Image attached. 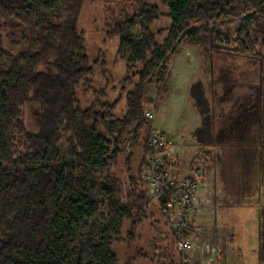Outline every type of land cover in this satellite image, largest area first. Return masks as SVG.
Returning <instances> with one entry per match:
<instances>
[{
    "label": "trees",
    "instance_id": "trees-1",
    "mask_svg": "<svg viewBox=\"0 0 264 264\" xmlns=\"http://www.w3.org/2000/svg\"><path fill=\"white\" fill-rule=\"evenodd\" d=\"M106 3L0 0V264H121L114 246L134 238L152 201L136 183L124 191L123 179L109 171L125 138L137 146L143 127L153 126L146 110L159 108L170 64L183 47L209 58L212 96L202 81L191 89L201 122L192 143H175L182 150H176L172 166H181L176 172L184 173L183 181L193 182L195 169L215 177L220 149L201 152L212 163L196 162L194 147L217 137L221 85L230 109L223 119L244 120L228 143L218 144L223 150L248 145L240 160L255 161L264 195V0H114L107 8ZM86 6L94 10L91 17ZM153 80L154 101L148 96ZM250 95L256 109L248 127L244 109ZM28 101L38 105L35 132L23 119ZM151 134L139 171L143 181L151 167ZM185 152L190 155L182 157ZM160 199L166 209L169 194ZM257 219L258 264H264V207ZM196 224L192 217L188 232L173 227L175 243L192 236ZM178 256L176 263L168 257L163 263L187 264L185 253Z\"/></svg>",
    "mask_w": 264,
    "mask_h": 264
},
{
    "label": "rangeland",
    "instance_id": "rangeland-1",
    "mask_svg": "<svg viewBox=\"0 0 264 264\" xmlns=\"http://www.w3.org/2000/svg\"><path fill=\"white\" fill-rule=\"evenodd\" d=\"M89 1L88 3H91ZM104 4L106 0H103ZM114 0H108L105 7H112ZM100 5H103L102 3ZM87 16L91 17V13L94 10L91 7L86 6ZM114 11V9H112ZM115 14V11L113 12ZM99 25L94 26L96 32L99 31ZM157 23L153 26V31L156 33L158 30ZM96 38L92 36V40ZM12 51L17 52L19 49H13L7 45ZM178 56L175 57L174 62L170 64L169 74L167 77L166 93L163 101L160 103L159 108L156 109L153 105L148 107L146 114L151 119L153 126L143 127L139 135V141L137 146L131 145L133 142H128L130 137H126L125 148L120 153L116 162L111 166L110 173L117 176L120 180L123 179V190H133L132 185L138 186L141 190H146L148 199H151V204L147 212V218L134 230V238L128 240L129 242H119L114 246V252L118 255L121 264H164L165 257H168L169 263L178 262V254L182 251L177 245L176 238L173 234V227L175 217L172 209L168 207L163 209L161 206L160 198L161 188L163 185L168 184L171 179V172L175 175V179L183 178L184 173L178 174L174 168L178 169L181 166L171 167V154L168 158V165L157 162V170L163 171L161 175L158 173L159 182L154 185L155 178L151 175L144 177V180H140L139 171L142 168L144 159V147L145 142L148 139L149 132L157 133L160 137L162 144L161 148H164V152L169 150L171 152V137L174 134L187 135L189 142L194 140L192 134L197 129V126L193 125L194 120H198L197 124H200V118L196 112L193 101L190 97L191 89L202 81L207 87V91L212 96L210 88V65L209 58L200 55L199 50L191 47H183ZM238 61V59H237ZM242 61V60H241ZM227 62H232L228 59ZM238 68V67H236ZM249 68V67H248ZM238 70V69H237ZM247 70V66L243 71ZM241 74V73H240ZM237 74L236 78L242 76V80L247 77L242 74ZM211 75V76H210ZM256 76L257 73L255 72ZM240 92L245 94V87H240ZM226 87L217 85L218 91L216 103V117L219 120L217 125V138L210 141V145L196 146L194 149L199 150V155L196 162L208 161L212 163V160L206 159V155L201 154L202 151H209L214 148L220 149V160L214 164L216 170L215 178L212 181L205 177L201 178L202 187L197 185L193 198L194 202L199 204L201 208V202L206 197V201L202 205V212L198 211L190 216L197 218V224L195 231L190 239V247L184 250L186 255L187 264H258V250H259V220L257 215L259 209L264 207V195L261 194V181L256 182V186L253 187L254 179L252 177L257 176L258 167L254 165V162L249 164H243L240 160V156L243 152H249V147L246 144H237L236 148L231 150L230 148H224L218 144L220 142H229V135L235 133L236 129L243 126L240 122L244 120L238 119L235 124L227 123V118L224 116L230 115V109L228 110L227 103L224 104L223 98L226 95ZM216 91V92H217ZM245 92V93H244ZM158 89L156 86V80L149 85L148 96L151 100L157 98ZM251 96L246 103H249L246 109H244V116L247 117L250 122L248 127H251V120H254V114L256 105L251 101ZM256 99V98H255ZM219 100V101H218ZM252 104V105H251ZM255 108V109H254ZM254 109V110H253ZM38 111V105L32 101L26 102L22 107L23 119L27 129L31 132L36 131L35 114ZM122 109H120V112ZM119 112V113H120ZM241 113L238 109L237 113ZM124 111L122 112V114ZM241 115V114H240ZM253 117V118H252ZM148 118V119H149ZM231 120V119H230ZM186 124V125H185ZM185 125L186 129L181 128ZM255 126V127H254ZM253 132H257L256 125L252 126ZM151 134V135H152ZM191 137V138H190ZM185 138V139H186ZM183 142V140H182ZM186 140L183 142L185 143ZM175 144V142L173 141ZM219 146H216V145ZM191 148V147H190ZM232 153L228 154V150ZM191 150H193L191 148ZM174 151V150H173ZM253 152V151H252ZM196 152L192 153L195 155ZM228 154L225 156V154ZM190 154L185 152L184 156ZM254 158V156H251ZM161 158V157H159ZM253 160V159H252ZM179 162L182 159L179 158ZM215 162V161H214ZM164 163V162H163ZM198 165L200 163H197ZM256 164V163H255ZM182 165V164H181ZM188 166V165H187ZM247 172L252 177L245 176V179L249 178L252 182V186L246 182L243 178L242 171ZM151 170V169H150ZM176 172V173H175ZM194 173H197L195 169ZM148 174V171L144 173ZM136 183V184H135ZM208 194V195H207ZM259 206V207H257ZM163 210V211H162ZM131 229V228H130ZM128 230V227H127ZM128 239V238H127ZM179 244V242H178ZM165 248L168 251L165 253ZM165 253V257H159Z\"/></svg>",
    "mask_w": 264,
    "mask_h": 264
},
{
    "label": "built area",
    "instance_id": "built-area-1",
    "mask_svg": "<svg viewBox=\"0 0 264 264\" xmlns=\"http://www.w3.org/2000/svg\"><path fill=\"white\" fill-rule=\"evenodd\" d=\"M157 133H153L150 138V148H151V167L148 171V174L146 177L153 176L155 178L154 185H156L159 182L158 174L157 172L160 170H157L156 164L157 162H161L162 164H166V160H168L169 155L171 154V166L173 165L175 159H176V150L179 148V150H182L180 147H176V144H174L171 141V152L167 150V152H164V148L162 147V144L160 142V137L155 135ZM174 150V151H173ZM161 157V158H159ZM174 175L171 172V179L168 182V184H165L162 186L160 192L161 195L158 196V198H161L164 196V194L167 192L169 194V201L167 203V207L169 209H172L174 212V225L177 229H180L183 232H188L190 225H191V218L193 216H190L193 213H196L198 211L199 204L195 203L193 198H191L192 194H194L196 189H199L202 187V180L201 178H204L202 176V173L197 172L196 178L193 182L191 181H183V178L175 179ZM197 185L199 188H197ZM200 209V207H199ZM181 237V236H180ZM179 249L184 253V250L190 247V239L188 237L184 238L181 237L179 240Z\"/></svg>",
    "mask_w": 264,
    "mask_h": 264
},
{
    "label": "crops",
    "instance_id": "crops-1",
    "mask_svg": "<svg viewBox=\"0 0 264 264\" xmlns=\"http://www.w3.org/2000/svg\"><path fill=\"white\" fill-rule=\"evenodd\" d=\"M178 56V55H177ZM199 117V116H198ZM196 122H198V120H194V122H193V125L194 126H197V129L199 128V126H200V124H197ZM186 125V124H185ZM185 125H183V126H181V128H184V129H186V126ZM186 136L187 135H180V134H174V136L173 137H171V140H172V142L174 141L175 143H179V144H184L183 142L186 140V142L185 143H187L189 140L186 138ZM186 138V139H185ZM217 138V137H216ZM218 139V138H217ZM182 140H183V142H182ZM217 142H219L218 140H217ZM220 142H222V141H220ZM226 148H227V146H225ZM244 168V167H243ZM176 171H178V169H176V168H174ZM244 170H245V168H244ZM243 172V174H244V176H243V178L245 179V176H247V177H252L248 172H247V170H245V171H242ZM216 175V174H215ZM215 178V177H214ZM253 179H254V182L255 183H253V187H255L256 186V182L258 181V179H257V177L255 176V177H252ZM209 179H210V177H209ZM211 181H212V179H210ZM246 180V182L247 183H249L251 186H252V182L253 181H250V179L249 178H247V179H245Z\"/></svg>",
    "mask_w": 264,
    "mask_h": 264
}]
</instances>
